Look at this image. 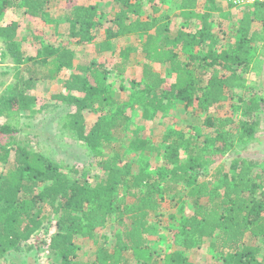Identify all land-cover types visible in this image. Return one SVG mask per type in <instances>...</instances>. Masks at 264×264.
<instances>
[{"label":"trees","instance_id":"obj_1","mask_svg":"<svg viewBox=\"0 0 264 264\" xmlns=\"http://www.w3.org/2000/svg\"><path fill=\"white\" fill-rule=\"evenodd\" d=\"M51 1L72 0H0V41L4 55L19 68L14 74L16 83L0 97V116L5 119L0 135L9 139L18 131L12 122L33 111L37 98L29 92L37 76L58 79L61 72L73 68L74 53L67 47L47 46L33 57L25 56L17 43L20 24L12 21L3 25L4 9L23 8L35 18ZM199 1L181 0L178 17L183 24L171 36L167 22L141 17L140 0H113L116 32L112 37L139 39L138 47L119 51L114 69L117 75H124L132 55L141 59L138 80L131 82L134 94L130 100L132 107L141 108L143 120L166 113L176 100L191 109L192 116L208 114L236 100L229 115L206 116L199 131L187 138L169 130L160 146L140 138L137 147L144 165L135 174L120 153L104 157L99 150L110 146L113 134L129 121L123 112L125 105L107 85L108 71L92 64L76 65L63 81L62 91L51 94L50 99L68 109L62 128L88 150L95 151L103 181L91 186L85 179H70L62 173L61 166L15 140L0 145V164L4 167L0 177V259L11 250L18 251L41 229L47 220L41 206L47 203L57 218V231L50 237L47 249L60 258V264H127L126 254L139 264H158L148 244L157 228L150 217L159 211L165 196L182 185L192 213L183 216L172 232L174 248L191 250L210 239V248L223 256L226 264H264V252L259 259L260 248L245 242L248 236L264 238V166L257 172V163L246 158L233 159L228 166L223 161L217 163L237 143L245 145L255 139L259 114L264 110V87L262 94L251 91L245 77L252 44L258 42L264 47V4L245 7L250 10L238 21L236 37L226 49H209L202 54L197 49L205 44L203 34L209 36L211 27L209 15L198 9ZM202 1L207 5L215 2ZM146 2L154 5L155 0ZM158 11L155 5L153 15ZM96 17L92 5L74 7L67 19L71 26L68 36L77 44L92 43ZM256 22L261 23L260 31L253 27ZM198 26L200 31L196 30ZM109 48L106 40L99 43L100 52ZM153 64L169 66L173 82L168 91L163 90L166 77ZM213 68L219 73L210 72ZM86 114L96 116L89 128ZM200 137L202 141L198 143ZM153 153L162 154L171 167L162 186L147 171V158ZM112 219L119 227L114 247L97 248L89 263L78 261L73 250L75 238L93 240ZM161 264L183 263L179 253L171 252L164 255Z\"/></svg>","mask_w":264,"mask_h":264},{"label":"rangeland","instance_id":"obj_2","mask_svg":"<svg viewBox=\"0 0 264 264\" xmlns=\"http://www.w3.org/2000/svg\"><path fill=\"white\" fill-rule=\"evenodd\" d=\"M142 3V18L154 17L160 22L168 23V31L171 36L182 27V20L178 17L181 0H155L154 5L140 0ZM92 5L96 8L97 17L92 28L95 36L94 41L88 44H77L70 38V24L67 19L71 10L76 6ZM157 6L158 13L153 15L152 8ZM199 11L209 15V36H204L203 46L197 49L198 53H206L209 49L216 51L224 50L236 37L238 21L246 15L248 9L238 8L231 5L227 0H215L213 5H207L199 1ZM218 9L220 11H218ZM116 8L113 0H72L71 2L51 1L38 15L32 18L23 8H5L2 24L17 21L20 24L17 43L25 56L33 57L38 51L47 46L67 47L74 53L73 68L78 64H92L108 71L107 85L112 90L114 97L124 104V115L129 117L126 126L113 134L110 146H103L100 152L104 157H111L113 153H120L123 161L128 162L133 173L143 169V158L137 144L141 139H147L153 145L160 146L162 137L170 131L181 133L187 138L194 131H199L202 121L206 116L217 114L229 115L236 100L229 101L223 106L213 108L208 114L202 113L191 115V109L187 110L178 100L173 107L164 114H156L149 120H143L140 107H132L130 97L134 94L131 87L132 81H137L140 75L141 59L138 55H132L130 64L124 75H117L114 69L119 62V51L129 46H139L137 36L112 37L116 32L114 25ZM133 19V18H132ZM260 31L261 23L256 22L253 26ZM197 31L201 28L198 26ZM108 42L109 49L106 52L99 51V43ZM212 40V41H211ZM217 40L214 44L213 41ZM250 67L245 77L247 86L251 91L261 93L264 87V47L261 43L252 44ZM183 59L179 49H176ZM31 67V64H29ZM166 77L163 90L166 92L173 82V76L169 75V66L154 65ZM65 70L60 73L56 80L47 79L45 76H37L30 94L37 98L33 111L28 115L20 116L12 122L18 130L12 134L11 140L25 146L27 150L39 152L55 165L61 166V171L70 179H85L91 186L103 181L104 174L98 168L95 151L91 152L81 142L77 141L75 135L62 128V118L68 110L64 104L50 99L51 94L62 91L63 81L74 72V69ZM19 68L15 66L12 59L4 55V46L0 41V97L9 92L16 83L14 74ZM215 74L219 70L209 69ZM26 74V73H25ZM259 125L256 130L255 139L248 144L237 143L234 150L222 158L219 162H225V166L233 159L246 158L257 163V172L264 166V110L260 112ZM88 128L94 123L96 116L86 114ZM236 119L239 118L237 113ZM5 119L0 116V126ZM9 136L0 135V145L7 143ZM202 138L197 141L200 143ZM183 154V153H182ZM147 171L159 179L161 186L166 183L167 173L170 170L163 159L162 154H150L147 158ZM4 167L0 164V177L3 176ZM210 174V171L209 173ZM42 215L47 217L41 229L32 236L18 251L11 250L0 259V264H60V258L52 255L47 249L50 237L57 231L56 216L52 214L51 208L44 203L41 206ZM192 213L190 200L185 196V187L176 186L170 196H165L161 208L157 213L151 214L150 220L156 223L155 233L149 236V246L157 256V263L161 264L167 253L177 252L181 256L183 264H226L223 256H219L210 248V239H206L200 247L191 250L177 249L172 246V232L178 227L179 220L183 216ZM119 233L116 221L112 219L93 240H84L76 237L73 242L78 261L89 263L94 259L97 248L105 247L112 249L115 245V236ZM246 244L258 246L264 252V238H246ZM37 247H40L38 249ZM129 258L127 264H139L126 254Z\"/></svg>","mask_w":264,"mask_h":264},{"label":"built area","instance_id":"obj_3","mask_svg":"<svg viewBox=\"0 0 264 264\" xmlns=\"http://www.w3.org/2000/svg\"><path fill=\"white\" fill-rule=\"evenodd\" d=\"M231 5L238 8L264 4V0H227Z\"/></svg>","mask_w":264,"mask_h":264},{"label":"crops","instance_id":"obj_4","mask_svg":"<svg viewBox=\"0 0 264 264\" xmlns=\"http://www.w3.org/2000/svg\"><path fill=\"white\" fill-rule=\"evenodd\" d=\"M165 22H166V20H165ZM165 22H162L163 24L165 23ZM175 36V35H174ZM154 65H158V66H161V65H159V64H153V67H155ZM155 69V68H154ZM156 70V69H155ZM156 71H158V70H156ZM159 72V71H158Z\"/></svg>","mask_w":264,"mask_h":264}]
</instances>
